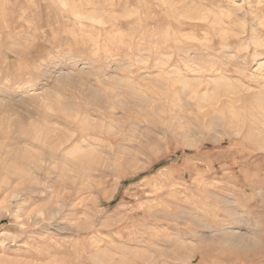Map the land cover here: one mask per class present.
<instances>
[{
    "label": "rangeland",
    "instance_id": "obj_1",
    "mask_svg": "<svg viewBox=\"0 0 264 264\" xmlns=\"http://www.w3.org/2000/svg\"><path fill=\"white\" fill-rule=\"evenodd\" d=\"M0 264H264V0H0Z\"/></svg>",
    "mask_w": 264,
    "mask_h": 264
}]
</instances>
